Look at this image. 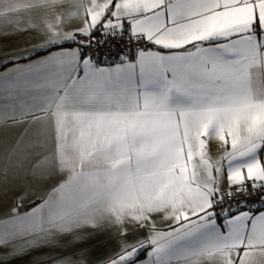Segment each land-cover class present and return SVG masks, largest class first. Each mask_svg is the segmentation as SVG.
Masks as SVG:
<instances>
[{"label":"snow or ice","instance_id":"snow-or-ice-1","mask_svg":"<svg viewBox=\"0 0 264 264\" xmlns=\"http://www.w3.org/2000/svg\"><path fill=\"white\" fill-rule=\"evenodd\" d=\"M34 10L14 34L40 42L0 61V122L27 125L0 197L10 174L58 183L13 199L0 264L89 229L120 238L103 264H264V0H0L8 23Z\"/></svg>","mask_w":264,"mask_h":264},{"label":"crops","instance_id":"crops-1","mask_svg":"<svg viewBox=\"0 0 264 264\" xmlns=\"http://www.w3.org/2000/svg\"><path fill=\"white\" fill-rule=\"evenodd\" d=\"M70 7L69 4H64L59 11H67ZM37 16L38 12L35 10L30 13H22V23L19 25L0 20V61L5 59L6 53H18L21 49H28L31 45L40 42L41 38L35 32L14 34L15 28L24 27L29 17L36 22ZM41 55H47V53L44 52L41 53ZM2 70L3 69L0 68V71ZM17 111H19V109H17ZM26 127L27 125L12 126L0 122V158L3 157L6 149L15 142L22 132H24ZM31 138L32 133L30 130L24 143L27 144ZM208 152L213 160H215L222 154L223 148L219 142L212 140L209 142ZM261 158L264 159V153L261 154ZM9 180L15 187L7 197H0V220L7 218L13 199L20 193H35V197H42L48 189L58 183V177L55 175L44 182H40L33 180L30 176H22L19 179H15L10 174ZM39 202V199H36V203ZM31 206L34 205H29L27 197H25V210ZM260 211H264V209ZM139 235H142V233L131 234L128 236V239L131 240L134 236ZM119 243L120 238L108 229H100L95 232L89 229L85 238L78 243L68 244L61 242V245L56 249L44 248L34 251L31 255L23 259L10 261V264H32V262L37 259L42 260L43 264H51V261L48 260L47 257L59 255H64L77 261L82 260L83 264H103L105 258L117 250ZM140 258L144 259L145 256L141 254Z\"/></svg>","mask_w":264,"mask_h":264},{"label":"built area","instance_id":"built-area-1","mask_svg":"<svg viewBox=\"0 0 264 264\" xmlns=\"http://www.w3.org/2000/svg\"><path fill=\"white\" fill-rule=\"evenodd\" d=\"M103 52V50H102ZM98 59H100L102 62L104 63H108L109 61H105L104 60V56H100ZM111 59V57L109 58V60ZM254 205V206H253ZM249 208L254 212L256 213L257 211H260L262 209H264V205H262L260 202H259V198H255L254 200L251 201L250 205H249ZM247 210V209H246Z\"/></svg>","mask_w":264,"mask_h":264}]
</instances>
